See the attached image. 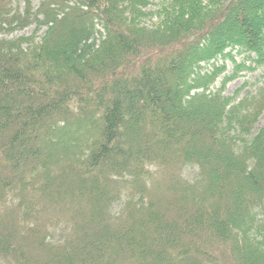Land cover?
Returning a JSON list of instances; mask_svg holds the SVG:
<instances>
[{
    "label": "trees",
    "instance_id": "trees-1",
    "mask_svg": "<svg viewBox=\"0 0 264 264\" xmlns=\"http://www.w3.org/2000/svg\"><path fill=\"white\" fill-rule=\"evenodd\" d=\"M34 1L0 0V264H264V0Z\"/></svg>",
    "mask_w": 264,
    "mask_h": 264
},
{
    "label": "rangeland",
    "instance_id": "rangeland-1",
    "mask_svg": "<svg viewBox=\"0 0 264 264\" xmlns=\"http://www.w3.org/2000/svg\"><path fill=\"white\" fill-rule=\"evenodd\" d=\"M40 2H41V0H35L34 1V4L36 5V6H39L40 5ZM230 27H229V25L227 26V31H226V33H225V35H224V37H227V36H229V37H235V38H238V37H240V33L239 32H237V31H232V30H230L229 29ZM34 31V27H29V28H27L25 31H22V32H17V33H15V34H30V33H32ZM41 35H42V33H40ZM207 43H209V39H206L205 40V44H207ZM169 53L171 54V52H166V53H164V54H162L161 56H165V55H169ZM161 56H159V57H161ZM239 60H241V58L239 57ZM192 62V61H191ZM228 66H231V64H230V62H228ZM204 68H205V66H204ZM260 73H261V71L260 70H258L257 72H255V73H249V74H247V73H244V74H247L246 76H243V77H239L238 79H236L235 81H233L232 83H230L229 84V86H228V90H227V93H232V92H234V90L235 89H237V88H239L246 80H250V82L252 81V82H254V79L255 78H258L259 77V75H260ZM194 77V75L193 74H191L190 73V77H188L187 78V81L188 82H190V81H192V80H190L191 78H193ZM260 84H262V83H260ZM217 86V85H216ZM188 101V100H187ZM186 101V102H187ZM264 123V121L263 122H261V124H263ZM196 172H197V168L196 167H193V166H189V167H186L185 168V170H184V176L187 178V179H189V180H194V177H195V175H196ZM155 176H156V179L158 180V183L159 182H161L162 181V183H165L163 180H164V173L161 171V172H158L157 174H155ZM165 184H167V183H165ZM117 209H119V206H117L116 207V210ZM59 233H55V237H57V235H58Z\"/></svg>",
    "mask_w": 264,
    "mask_h": 264
}]
</instances>
